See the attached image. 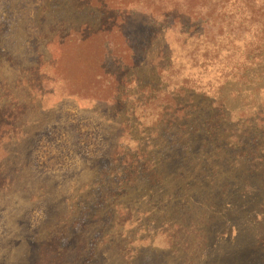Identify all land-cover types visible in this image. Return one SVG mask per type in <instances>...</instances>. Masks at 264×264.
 <instances>
[{
    "label": "rangeland",
    "instance_id": "obj_1",
    "mask_svg": "<svg viewBox=\"0 0 264 264\" xmlns=\"http://www.w3.org/2000/svg\"><path fill=\"white\" fill-rule=\"evenodd\" d=\"M261 13L0 0V264H264Z\"/></svg>",
    "mask_w": 264,
    "mask_h": 264
},
{
    "label": "trees",
    "instance_id": "obj_2",
    "mask_svg": "<svg viewBox=\"0 0 264 264\" xmlns=\"http://www.w3.org/2000/svg\"><path fill=\"white\" fill-rule=\"evenodd\" d=\"M261 14L264 15V13H261ZM260 16H262V15H260ZM250 20H253V21L255 22L257 19H256L255 16H253V17L250 18ZM263 24H264V22H263ZM255 27H256V28H255V32H264V25H259V26H255ZM261 40H263V39H261ZM263 42H264V41H263ZM111 82H112L113 85L116 84L115 81H111Z\"/></svg>",
    "mask_w": 264,
    "mask_h": 264
}]
</instances>
